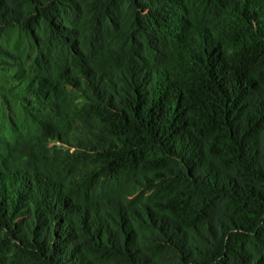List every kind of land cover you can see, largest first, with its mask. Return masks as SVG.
<instances>
[{"label":"trees","instance_id":"1","mask_svg":"<svg viewBox=\"0 0 264 264\" xmlns=\"http://www.w3.org/2000/svg\"><path fill=\"white\" fill-rule=\"evenodd\" d=\"M0 264H264V0H0Z\"/></svg>","mask_w":264,"mask_h":264},{"label":"rangeland","instance_id":"2","mask_svg":"<svg viewBox=\"0 0 264 264\" xmlns=\"http://www.w3.org/2000/svg\"><path fill=\"white\" fill-rule=\"evenodd\" d=\"M22 132H24V131H22ZM22 132H20L19 130H16L15 134H16V136H18L21 139H23L24 137H28L27 133L25 134ZM4 145L7 146V149L9 150V152H11V154H13V155L19 154V153H16L18 151V147H19L18 144L15 146L14 143H12L11 141H5L3 146ZM49 146H51V145L49 144ZM49 146H47V147L49 148ZM57 146H64V145L58 144ZM73 151H74L73 149L70 150V152H73ZM1 161L6 163L4 166L7 170H9V172H11V174H12V171L20 172L21 168L25 166L24 165L25 164V158H24L23 154H20L14 160H12V159L10 160L6 157V154L4 152L2 157H1ZM5 262H8V260H5Z\"/></svg>","mask_w":264,"mask_h":264}]
</instances>
